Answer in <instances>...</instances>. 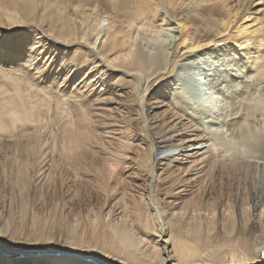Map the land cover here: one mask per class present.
Masks as SVG:
<instances>
[{"label":"bare ground","instance_id":"obj_1","mask_svg":"<svg viewBox=\"0 0 264 264\" xmlns=\"http://www.w3.org/2000/svg\"><path fill=\"white\" fill-rule=\"evenodd\" d=\"M255 1L0 0V264H264V10L223 38ZM232 39L251 81L216 117L247 157L166 82Z\"/></svg>","mask_w":264,"mask_h":264},{"label":"rangeland","instance_id":"obj_2","mask_svg":"<svg viewBox=\"0 0 264 264\" xmlns=\"http://www.w3.org/2000/svg\"><path fill=\"white\" fill-rule=\"evenodd\" d=\"M171 1L175 4L174 8L176 11L181 12L189 8V6H187L188 2L182 5V3H180L181 0ZM211 1L212 0H204L203 3ZM259 1L260 0H256L254 5L249 6L248 11L244 13L243 17H241L240 14L238 18L233 19V23L229 26L228 32L225 33L228 35L224 34V39L228 36L239 35L243 30H246L248 34L250 31L260 26L257 20L261 15L253 12ZM229 3L230 5L240 4L239 0H230ZM104 24L106 25L107 23L105 22ZM187 30L188 26L182 35H184ZM180 37L181 35L179 38ZM138 38L137 42H139L138 44L142 47L143 51H150L147 53L148 55H150L151 52L155 53L158 51L154 49V46L150 45L151 42H155L152 37L140 35ZM157 38L159 43L166 44H169V42L173 40V37L169 36L167 32L160 35V37L157 36ZM171 48L172 46L166 45L164 48L165 53L168 54ZM239 50L234 39L226 41L225 43L221 42L219 46H205L204 43V46L191 53L182 49V53L185 51L186 53L181 59L177 60L178 63L175 66L174 75L166 82L170 88H177L179 91L178 97H173L170 91V98L173 102L176 104L178 98L181 97L184 103L183 106L187 112L198 121H204H202V127L209 133L210 137L212 136L213 140L215 139V142H218L224 150L228 151V154L247 157L250 154L255 155L259 153V143H257V141L233 137L227 130L226 123L222 121V118L217 119L219 115L225 116L228 113L231 114V108H228L229 101L242 100L245 102V99H243L245 96L241 95V91L245 89L241 85H236L241 83L242 79H247V76H245L242 71H239L236 66L239 63L241 64V62L237 64L234 60H239ZM156 54L157 52L154 55ZM243 61H247V58H244L242 63ZM247 80L251 81V79ZM173 91L174 90H172V93ZM214 92H221L218 99L213 98ZM217 95H215V97H218ZM246 100H248L247 97ZM262 102H264V99ZM230 104L234 105V103ZM159 106L158 108H161V105ZM209 109H211V111Z\"/></svg>","mask_w":264,"mask_h":264},{"label":"snow or ice","instance_id":"obj_3","mask_svg":"<svg viewBox=\"0 0 264 264\" xmlns=\"http://www.w3.org/2000/svg\"><path fill=\"white\" fill-rule=\"evenodd\" d=\"M257 10H264V0H260V2L257 4L254 11H257ZM262 14H264V12H262ZM25 71H29V70L25 69ZM29 74H31L30 71H29ZM61 91H64V90H61Z\"/></svg>","mask_w":264,"mask_h":264}]
</instances>
